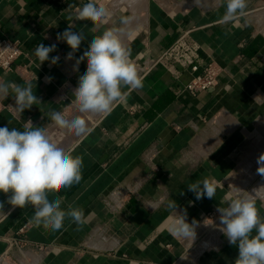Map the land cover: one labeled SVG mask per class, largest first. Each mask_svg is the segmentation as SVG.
<instances>
[{"label":"crops","instance_id":"crops-1","mask_svg":"<svg viewBox=\"0 0 264 264\" xmlns=\"http://www.w3.org/2000/svg\"><path fill=\"white\" fill-rule=\"evenodd\" d=\"M87 2L0 0V36L19 40L25 52L15 70L0 68V79L31 82L41 101L20 113L11 96L0 99V127L23 130L31 120L53 142L83 156L80 183L49 199L63 197V208H82L85 217L82 226L65 219L60 230L45 229L32 222V206L5 203L0 264H235L238 248L220 231L217 208L248 195L264 215V176L257 172L264 153V0H248L245 15L229 23L222 20L225 0L179 10L150 0L148 10L146 0H94L107 11L96 33L90 21L76 20ZM69 23L87 36L71 60L69 46L57 40ZM113 26L122 29L143 86L123 88L124 98L110 112L77 113L72 93L87 62L77 69L76 59L93 35ZM54 43L49 55L59 56L58 63L40 64L35 47ZM211 62L218 85L196 95L187 91ZM53 110L69 119L83 116L90 131L78 136L59 128L48 115ZM205 179L216 195L197 200L188 184ZM6 199L0 193V201ZM172 200L189 223L198 222L194 241L171 234Z\"/></svg>","mask_w":264,"mask_h":264},{"label":"clouds","instance_id":"clouds-1","mask_svg":"<svg viewBox=\"0 0 264 264\" xmlns=\"http://www.w3.org/2000/svg\"><path fill=\"white\" fill-rule=\"evenodd\" d=\"M248 0H225L224 23L233 21L238 16H244ZM107 11L98 6L94 0L79 9L76 20L90 21L92 33L98 32L105 23ZM71 20V17H69ZM121 23H129L128 18H121ZM73 24L57 35L58 41L65 42L70 52L66 59L71 60L79 50L81 43L87 38L83 31H74ZM122 29L116 26L105 28L99 34L93 35L87 49L76 59V67L85 61L86 71L78 77V83L73 90V104L77 113H107L114 103L124 98L123 88H142V79L133 65L131 50L121 40ZM57 45L38 44L35 56L40 64L49 61L50 53L56 51ZM59 56L50 59L52 65L57 64ZM50 82L52 77H46ZM11 96L16 111L22 113L33 105L41 103L34 94L33 84L23 85L13 81L0 79V99ZM51 121L61 129L74 131L76 135L88 133L90 128L81 115L67 118L61 111L49 112ZM257 172L264 176V153L257 159ZM84 158L73 155L48 135L47 129L34 126L27 121L23 130L0 127V193L7 196L6 201H0V211L5 203L13 208L32 206L34 215L32 222L45 229L60 230L65 219H71L78 226L85 223L82 208L68 206L63 208V197L50 200L49 194L60 193L73 184H79L82 179ZM188 190L195 194L197 200L205 196L212 199L216 188L205 179L188 184ZM255 191V190H254ZM11 193L10 195H8ZM168 207L177 215L171 226V234L177 239L192 240L196 238L198 222L187 221V213L177 212L174 200ZM220 231L230 245L238 248L235 264H264V215L258 212L256 201L248 195L227 200V206L218 207Z\"/></svg>","mask_w":264,"mask_h":264},{"label":"built area","instance_id":"built-area-1","mask_svg":"<svg viewBox=\"0 0 264 264\" xmlns=\"http://www.w3.org/2000/svg\"><path fill=\"white\" fill-rule=\"evenodd\" d=\"M264 8V6L262 7ZM25 54L23 45L19 40L9 38L7 36H0V68L4 71L11 72L15 70L16 62ZM193 72H198L199 67L192 68ZM143 75L149 72L148 70H142ZM218 68L214 62L209 63L203 67L201 72L196 74L191 82H189L185 89L190 93L196 95L200 92L214 89L218 85ZM216 214H211V218H215ZM47 250L45 247H40L39 251L43 252ZM32 264V263H31Z\"/></svg>","mask_w":264,"mask_h":264},{"label":"rangeland","instance_id":"rangeland-1","mask_svg":"<svg viewBox=\"0 0 264 264\" xmlns=\"http://www.w3.org/2000/svg\"><path fill=\"white\" fill-rule=\"evenodd\" d=\"M146 1H147V10H148L149 0ZM150 1L166 9L179 10L176 8H187L192 5L203 4V3H207V5L213 6V4L218 0H150ZM184 2H186V4Z\"/></svg>","mask_w":264,"mask_h":264},{"label":"bare ground","instance_id":"bare-ground-1","mask_svg":"<svg viewBox=\"0 0 264 264\" xmlns=\"http://www.w3.org/2000/svg\"><path fill=\"white\" fill-rule=\"evenodd\" d=\"M186 4V2H184ZM191 4V3H190ZM190 7V6H189Z\"/></svg>","mask_w":264,"mask_h":264}]
</instances>
